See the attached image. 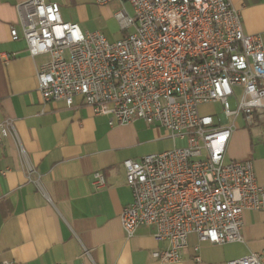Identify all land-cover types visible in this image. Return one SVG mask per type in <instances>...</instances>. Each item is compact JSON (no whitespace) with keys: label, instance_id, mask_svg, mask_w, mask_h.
Segmentation results:
<instances>
[{"label":"built area","instance_id":"obj_1","mask_svg":"<svg viewBox=\"0 0 264 264\" xmlns=\"http://www.w3.org/2000/svg\"><path fill=\"white\" fill-rule=\"evenodd\" d=\"M113 1L132 7L115 13L125 34L113 41L64 20L58 2L19 6L22 36L12 27V39H24L33 57L49 55L37 73L44 102L72 107L80 97L111 127L141 119L186 141L123 162L133 199L122 226L128 238L140 226L155 228L166 243L152 251L156 261L181 262L191 233L212 244L243 242L244 212L264 210V185L252 159L226 154L237 120L255 126L264 118V32L244 30L233 0H93ZM213 104L219 116L201 110ZM14 132L13 119L0 123V136ZM106 183L96 171V189ZM227 264H264V256Z\"/></svg>","mask_w":264,"mask_h":264},{"label":"crops","instance_id":"obj_2","mask_svg":"<svg viewBox=\"0 0 264 264\" xmlns=\"http://www.w3.org/2000/svg\"><path fill=\"white\" fill-rule=\"evenodd\" d=\"M26 1L0 0V123L11 118L15 127L14 133L0 136V260L161 264L151 253L166 243L156 239L153 226H140L131 238L125 235L121 214L133 196L123 162L172 149L179 146L177 139L141 119L111 127L80 97L72 107L44 102L37 73L49 55L33 57L24 39L11 37L12 27L22 36L19 6ZM45 1L60 3L63 19L80 26L92 13L115 19L121 9L130 13L128 3L119 1L105 6L93 0ZM233 4L247 33L264 32V0ZM236 124L226 158L252 159L264 185V118L255 126L242 119ZM96 171L106 177L102 189L93 184ZM243 218V242L212 244L191 233L183 260L173 264H227L253 252L264 256V210H247Z\"/></svg>","mask_w":264,"mask_h":264},{"label":"rangeland","instance_id":"obj_3","mask_svg":"<svg viewBox=\"0 0 264 264\" xmlns=\"http://www.w3.org/2000/svg\"><path fill=\"white\" fill-rule=\"evenodd\" d=\"M126 7L129 8L128 10H130V13L132 14L131 7L128 4L126 5ZM115 10L119 9L115 8ZM87 18L88 19L86 21L81 22L83 30H86L87 28L92 29L93 31L100 30L111 41L112 39L116 38L117 34L122 33V28L117 19L113 18V15H100V13L97 12L92 13L91 15H87ZM234 105L235 102H233L232 100V106ZM201 110L207 113H216L218 116L222 113V108L219 104L202 106ZM176 144L179 146H184L186 145V141L178 138Z\"/></svg>","mask_w":264,"mask_h":264}]
</instances>
